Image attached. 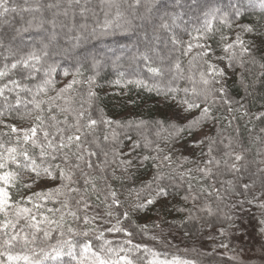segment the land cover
I'll list each match as a JSON object with an SVG mask.
<instances>
[{"label":"trees","instance_id":"obj_1","mask_svg":"<svg viewBox=\"0 0 264 264\" xmlns=\"http://www.w3.org/2000/svg\"><path fill=\"white\" fill-rule=\"evenodd\" d=\"M260 4L261 0H9V7L17 11L0 17V69L35 51L41 57L37 65L41 71L34 79L24 80L18 66L0 79V85L18 79L35 90L37 84L50 79L46 92L36 97L52 104L51 113H44L46 123H52L47 119L49 115L64 119L60 108L79 110L91 90L95 93L89 109L92 118L99 120L102 113L104 119L114 122L96 126L94 136L99 147L85 144L95 156L85 155L84 160L77 161L70 154L65 162L58 155L51 161L66 170L79 163L78 169L71 168L73 183L69 184L78 191H65L55 199L33 195L68 183L59 178H41L30 189L9 187L14 201L32 196L24 206L33 208L37 220L48 217L56 222L41 224L42 228L52 229L48 243L63 239L79 246L90 240L93 250L99 251L103 244L105 250L119 252L118 256L101 253L106 258L119 260L127 256L133 264H155L180 257L178 253L185 248L190 254H199L192 246L216 234L244 225L264 226V8ZM37 7L39 11L21 10ZM212 9L219 12L215 13L211 31L203 39L192 40L193 28H202L205 13ZM165 24L169 28H164ZM173 36L181 43L174 44ZM189 41L206 45L209 54L201 59L197 56L201 49L193 47L184 55ZM229 43L234 47L225 51ZM177 60L180 70L173 69L163 78L148 71L149 67H172ZM209 65L224 74L219 75ZM49 67L55 71L45 77ZM201 73L214 81L209 85L212 92L206 104L191 91L193 87L197 92L205 88ZM137 79L158 84L159 91L129 83ZM169 87L178 91L168 92ZM184 88L189 92L185 93ZM20 98L31 100L32 94L21 91ZM185 98L201 107L185 111L181 103ZM15 101V93L8 95L7 102L0 97V139L6 146H15V134L8 125L29 129L36 123L26 115L32 105L26 109L23 103L16 106ZM205 106L210 108V119L190 132L178 130L199 117ZM178 114L186 118L178 119ZM67 118L71 123L74 116L69 113ZM41 135L38 131L37 136ZM192 138L198 139V150L187 154L183 146ZM226 152L232 155L226 156ZM236 154L243 159L235 161ZM166 156L170 159H164ZM210 160L214 162L209 164ZM232 164L239 171L233 170ZM207 169L210 171L206 174L203 170ZM54 174L58 176L59 170ZM24 175L28 177L26 182L34 179L32 173ZM161 187L166 195L157 194ZM66 198L69 206L63 208L61 201ZM34 204L39 207L34 208ZM70 211L76 212V217ZM10 218H14L12 213ZM24 223L21 219L16 230ZM116 228L122 231H110ZM60 230L64 237L58 236ZM4 232L11 235L12 229L0 231V250H4L3 241L8 238ZM39 235L42 240V233ZM39 247L50 250L44 243L38 242L37 250ZM121 247L124 251H119ZM64 250H68L66 246ZM12 251L21 249L17 246ZM191 258L196 260L180 264H205V258ZM63 261L76 264L66 256ZM45 264L60 262L48 260Z\"/></svg>","mask_w":264,"mask_h":264},{"label":"snow or ice","instance_id":"obj_2","mask_svg":"<svg viewBox=\"0 0 264 264\" xmlns=\"http://www.w3.org/2000/svg\"><path fill=\"white\" fill-rule=\"evenodd\" d=\"M261 8H264V0H261L260 4ZM22 11H39V7L35 9H21ZM10 11H17L16 8L9 7V0H0V17H3L5 14ZM219 12V9H212L209 12L205 13V20L203 21L202 28H193V32L195 35L192 36V40H200L206 37L207 33L211 31V25L213 21L216 19L215 13ZM236 14H239V10L237 9ZM164 28H169V25H163ZM27 31V29H24ZM247 31H252L251 28H248ZM174 44H180L181 41L173 36L172 37ZM237 42L241 44L243 48V41L240 40V37L237 36ZM193 47L200 48L201 51L197 53L201 59L209 54V49L204 44H193L191 41L187 42L184 55H187L191 52ZM234 45L229 43L225 48V51H229L233 49ZM243 51L247 52V48H243ZM44 56H47L48 53L44 52ZM234 55V53H233ZM41 57L36 54L35 51L29 52L24 56H21L19 59L15 60V62L11 63L9 66L5 64L2 69H0V79L8 77L12 70H15L19 66L20 73L22 74L21 78L24 80L34 79L35 74L41 71V68L37 67L40 63ZM145 60H148V57H144ZM162 59V58H161ZM195 59V57H194ZM191 63V61H189ZM214 71H216L219 75H223V70L215 69V66L209 65ZM264 67V65H262ZM173 69L179 71L180 63L177 60L172 67H149L148 71L152 73L154 76H158L163 78L166 73L173 71ZM55 71V68L49 67L47 71H45V77L50 76L52 72ZM68 73L65 72V75ZM201 82L205 86L200 92L196 91V88L193 87L191 89L192 93L199 97L202 103H207L209 100V96L211 95L212 88L209 87L214 81L212 79L205 78L204 73L200 74ZM172 79H176L175 76ZM75 83V81H73ZM129 83H135L137 86L147 87L149 90L156 89L159 91L158 84L149 85L147 81L143 79H137L135 81H129ZM51 84L50 79H44L42 83L37 84L35 86V90L29 88L27 85L22 84L21 80L18 79H10L6 83L0 85V97H3L4 101H8V95L15 93L16 101L15 105L19 106L22 103L27 106L29 104L32 105L31 110L26 112V115L34 118L36 123L29 129H17L15 125H8L11 129V132L14 135L15 146H6V142L0 139V215L3 216V220H0V231L5 229H12V234L9 235L7 232H4L5 236H8L7 239H4L2 247L4 250H0V264H45L46 261H59L60 264H65L63 261V257H69L70 261H75L76 264H120V260L124 261V264H133V261L129 259L127 256L119 257V260L106 258L105 255H101L106 251L107 253H115L117 256L119 252L116 249L108 248L105 250L103 244L99 245V251L93 250L92 242L86 241L85 243L77 246L71 240H63L57 239L55 244L48 243V241L52 238V229L42 228V223H47L49 225L56 223L55 221H51L48 217H44L43 221L37 220L36 214L33 213V208H29L24 206L25 202H31L32 196H28L25 198H21L20 200H12V194L9 192V187L24 189H30L32 185L38 182L41 178H50V179H61L63 181H67L68 183L62 184L60 187H57L53 190H49L46 193H34L33 195L39 198H47V199H55L58 196L64 195L65 191L68 193L76 192L78 189L70 188L69 184L73 183V172L71 168H79V163L75 165H71L67 170L61 168L59 164H52L51 161L57 159V156H61L63 161L67 162L69 160V156L74 155L77 161L84 160L85 155L88 157L95 156L96 153L91 149H85V144L93 143L99 147V143L94 136L96 126L98 124H111L113 121L107 120L103 118V114L101 113L100 119H93L89 109L91 108L92 98L95 97V93L89 90L88 99L84 101L80 105L79 110H73L69 107L60 108L59 111L64 114V119L58 120L56 116L49 115L47 119L52 123H46L44 113L47 111L51 113L52 104L43 99H37L36 97L42 92H46V86ZM171 84V80L169 81ZM71 88L72 85L69 84L67 86ZM67 89L61 90L66 91ZM28 92L32 94L31 100L24 101L20 98V92ZM178 89L169 87L168 92L175 93ZM183 91L185 93L189 92L188 88H184ZM222 91V89L218 90ZM8 93L6 95L5 93ZM181 103L185 106V111H191L196 108H200L201 104L197 103L195 100L183 99ZM87 104V107H85ZM10 107L12 105H9ZM71 113L74 116L73 121L70 123L68 120V114ZM87 117L86 119H84ZM210 108L205 106L201 109V113L199 117H196L192 121H190L189 125L185 128L178 129L180 131L187 130L191 131L194 127L198 126L201 122L210 119ZM118 123V122H115ZM131 123V122H129ZM40 132L42 135L37 136V132ZM92 136L93 139L91 141L88 140V137ZM107 140V137H105ZM75 149V151H73ZM211 151V149H209ZM105 157L107 153H104ZM226 156H231L232 153L226 152ZM145 160L149 159V157H145ZM164 159H170V157H165ZM235 161H240L243 157L239 154L234 156ZM39 160V163L37 162ZM214 160L208 161L209 164L213 163ZM130 163V161L128 162ZM215 163H219V161H215ZM10 165L14 166V170L10 169ZM89 168L92 167L90 162L87 163ZM231 168L235 171H239L236 164H232ZM56 170H59L58 176L54 174ZM209 172L210 169L203 170ZM25 173L34 174V179H31L30 182H26L28 177L25 176ZM87 183V180L85 181ZM245 188L248 185H244ZM158 195H166V190L164 188L157 189ZM112 197L115 198V193H111ZM151 203L152 201H148ZM78 203H80L78 201ZM114 203L118 204V201L114 200ZM61 206L63 208H68L69 200L66 198L61 201ZM264 207V205H261ZM34 208H38V205H33ZM111 207V206H110ZM143 207V205H140ZM48 211H53L52 209H48ZM59 211V209H56ZM10 213H12L14 218H10ZM69 214L72 217H76V212L70 211ZM127 217V213L123 214ZM23 219L25 221L24 225L20 227L19 231H17V224L19 221ZM61 220H63V215L61 216ZM85 222L87 219L85 218ZM264 224V221H261ZM56 227L59 229L60 225L57 224ZM26 229H30L31 231H26ZM122 231L120 228L110 229V231ZM69 232H72V229L69 228ZM42 233V240L40 239V235ZM84 236H87L88 233H82ZM131 235V233H128ZM59 237H64V232L60 230L58 232ZM103 234L101 233V237ZM38 242L44 243L50 249L45 251L44 247L38 248ZM105 243H111L110 241H106ZM127 243H131V241H127ZM19 247L21 251L13 252L12 249ZM65 246L67 247V251H65ZM77 247H79V254H77ZM137 249L140 248V245H135ZM119 251H124L121 247ZM154 256H159L158 253H154ZM2 258H6L2 259ZM155 264H176V261H168L158 260ZM183 264H187V262H183Z\"/></svg>","mask_w":264,"mask_h":264},{"label":"rangeland","instance_id":"obj_3","mask_svg":"<svg viewBox=\"0 0 264 264\" xmlns=\"http://www.w3.org/2000/svg\"><path fill=\"white\" fill-rule=\"evenodd\" d=\"M176 118L184 119L186 115L178 114ZM197 148V138L190 139L183 146L187 154L194 153ZM192 247L199 254H190L185 248L181 252L177 251L180 257L168 261L175 260L176 264L188 260L194 262L196 259L191 257L199 256L205 258L202 259L205 264H221L220 260L229 264H264V226L257 223L253 227L244 225L230 232L216 234L207 242ZM209 255L214 258L210 259ZM120 264H124V261L120 260Z\"/></svg>","mask_w":264,"mask_h":264}]
</instances>
